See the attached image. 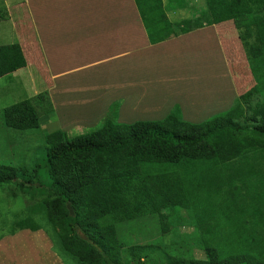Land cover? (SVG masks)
<instances>
[{
  "label": "trees",
  "instance_id": "1",
  "mask_svg": "<svg viewBox=\"0 0 264 264\" xmlns=\"http://www.w3.org/2000/svg\"><path fill=\"white\" fill-rule=\"evenodd\" d=\"M133 1L149 39L153 22L181 32L214 25L225 46L224 37L235 35L230 48L241 50L253 84L227 110L198 123L186 121L178 106L160 120L119 123L111 119L119 105L113 102L92 131L45 134L53 186L14 220L9 235L40 230L35 216L43 211L53 238L77 264H160L149 263L159 253L163 264H264V5L235 14L229 0H203L204 14L177 23L169 15L188 1ZM7 18L0 10V21ZM225 55L231 58L228 48ZM25 66L19 43L0 45V78ZM52 111L44 90L3 108L2 121L9 129H37ZM15 173L0 164V184L16 180ZM25 176L21 188L33 181ZM147 217L150 223L139 225ZM136 226L150 227L155 238L135 243ZM123 227L132 235L127 245Z\"/></svg>",
  "mask_w": 264,
  "mask_h": 264
},
{
  "label": "rangeland",
  "instance_id": "2",
  "mask_svg": "<svg viewBox=\"0 0 264 264\" xmlns=\"http://www.w3.org/2000/svg\"><path fill=\"white\" fill-rule=\"evenodd\" d=\"M36 1L38 0H0V4L8 5L12 17L17 18L19 14L22 15L28 8L32 7V2ZM46 1L48 3L49 0ZM63 1L66 3L65 0ZM86 1L91 2V0ZM185 1H188L187 6L174 9L169 15L177 23H180L182 20H189L191 16H198L206 12L203 0ZM229 1L235 14L244 13L264 5V0ZM50 2H52L53 6H60L62 3L61 0H50ZM125 2L126 0H106L108 7L112 6L111 10H116L117 6H122ZM84 3L86 4L84 0H75L73 2L76 9L83 7ZM149 8L145 6L142 10L148 12ZM5 9L4 6L0 5V10ZM81 10L83 9L77 11L81 13ZM70 12L73 13V11ZM87 15L89 18H94L91 20L96 23L95 13L89 10ZM149 16L153 15L149 14ZM75 19L72 20L76 23L74 28L81 29L77 23H81L85 19H78L77 17ZM98 20H100L99 14ZM187 22L190 23L189 21ZM153 24L154 22L152 25L149 24L151 30L148 31L153 38L148 39L150 46H145L142 42H139L136 46L129 47L134 48L139 46V50L131 53L129 57L122 59L117 57L110 62L100 61L90 65L83 73L81 71L73 73L74 75H69V77L85 76V79H88L90 83L95 85L125 83V80L130 83L122 89L110 87L107 89H97L95 92L88 93L92 96L101 94H104V96L84 110L88 118L85 120L80 118V122L83 124L77 123L78 125L74 126H65L63 124L61 128L57 129H54L53 125L50 124V126L42 125L37 129L25 131L5 127L2 121L3 108L32 97L33 90L31 87L34 86L36 89L38 86L42 87V81L44 80L38 75V71L35 73L33 70L28 71L29 79L27 78L26 80L25 68L19 69L12 77L6 76L0 78V164L14 169L17 178L8 184H0V235L8 236L9 229L14 220L25 217L30 206L35 205L38 207L45 196V190L53 186V179L45 161L47 147L44 140L45 134L61 129L66 131L70 137H73L96 129L102 124L101 121L107 114V100L111 101L114 95L123 92H130L133 95V100L137 103L138 113L136 111L132 112L121 104L115 105L117 107V119H114L113 115L111 119L119 123H134L135 121L146 119L160 120L175 106H178L182 111L183 118L186 121L198 123L227 110L232 105L234 99L253 84V79L250 78L247 65L245 64V57L243 56L241 59V55H243L241 50H238L237 47L230 48L231 43H236L235 35L230 34L224 37L225 46L222 39H220L219 29L214 25L205 24L200 28L181 32L179 26L164 25L163 27H154ZM0 26L6 27L7 25L3 22ZM181 26L183 27V25ZM6 28L9 29L8 27ZM7 29H4V31ZM78 31V35H81V30ZM41 32V35H43V38L47 42L52 40L51 30L46 28ZM8 34L9 36L12 35L9 31ZM26 34L31 36L32 31L31 33L26 31ZM88 39H86V35L83 33L76 40L77 48H81L79 45ZM1 40H6V37L1 38ZM94 40V38H91L90 43L94 42ZM96 42L98 41L96 40ZM96 48L99 53L92 52L91 55L98 53L97 56L91 57L92 60L101 58L105 60L106 57L112 54L116 55L119 52L128 50L126 46L116 43H110L106 47L107 51L103 47L97 46ZM227 48L231 58L225 55ZM235 51H238V53H235ZM241 60H243L242 64ZM128 63H131V72L130 68H128ZM22 86L26 87L23 88ZM62 110L65 111L62 112L65 116L74 113L68 107ZM140 110L142 112L146 110L147 113L144 114ZM32 174L33 181H30V183L26 182L24 188H21L18 182L28 177L25 175ZM35 219L42 224V228L36 232L29 230L17 231L16 233H20L22 236L19 240L17 238L13 240L12 254L16 255L17 249L15 247L19 248L21 246L23 250L20 251H24V254L35 256L38 252L36 264H77L69 254L62 250L60 244L53 238L51 233L53 231L50 230L49 224L43 217V211L38 212ZM141 220L138 222L139 225L146 224L145 220L147 223L151 221L148 217ZM135 228V235L138 239L141 237L139 241H134L137 244H149L156 236V233L150 234V227H147L148 231L141 230V227L137 226ZM46 229L51 233L50 237L46 233ZM123 231H125V227H123V230L121 228L119 236L126 245L130 244L129 238L132 235ZM2 238L0 237V239ZM164 245L165 242L163 245H160L161 248H165ZM176 248L179 250V246H176ZM45 249L47 251L50 249L51 251L45 254ZM24 254L21 255L22 258L27 256ZM161 254L153 256L155 261L152 260L149 263H156L157 261L163 264ZM14 258L16 257L13 256ZM22 258L20 259L21 261L23 260ZM122 264H125L124 261Z\"/></svg>",
  "mask_w": 264,
  "mask_h": 264
},
{
  "label": "crops",
  "instance_id": "3",
  "mask_svg": "<svg viewBox=\"0 0 264 264\" xmlns=\"http://www.w3.org/2000/svg\"><path fill=\"white\" fill-rule=\"evenodd\" d=\"M61 1L60 6H53L50 0L48 3L46 0L32 2V7L28 8L22 15L19 14L17 18L12 17L8 5L0 4L9 13L5 21H0V24L4 22L7 25L6 27L9 28L0 26V45L19 43L26 60V66L24 67L26 80L27 78L29 79L28 71L31 70L35 73L38 71V75L41 79L43 78L42 87L38 86L36 89L32 86L31 88L33 95L44 90L48 92L53 111L41 117L39 124L40 126H50L51 124L54 129L61 128L63 124L65 126H74L77 123L83 124L80 122V118L84 120L88 118L84 110L104 96V94L92 96L88 93L95 92L97 89H107L110 87L122 89L124 86L130 84L125 80V83H103L101 85H95L90 83L88 79H85V76L78 75L77 77H69V75H74L73 73L81 71L83 73L90 65L100 61L110 62L117 57L121 59L129 57L131 53L139 50V46L134 48L129 47L136 46L139 42H142L145 46H150L148 42L149 38L144 31L142 23L138 19V11L133 0H126L122 6H117L116 10H111L112 6L108 7L106 0H91L90 3L84 0L86 4L84 3L82 5L83 7H79L83 9L81 13L77 11L80 10L79 8L76 9L74 7L75 4L73 2L75 0H65L66 3L63 0ZM89 10L95 13L96 23L91 20L94 18H89L87 15ZM70 11H73V13ZM98 14L100 20H98ZM75 17L85 19V21L77 23L81 29L74 28L76 23L72 20H76ZM46 28L51 30L52 40L50 42H47L43 38V35H41V31ZM4 29L7 30L4 31ZM30 30L32 31V35L28 36L26 31L31 33ZM78 30H81V35L85 33L86 39L89 38L79 45L81 48H77L76 40L81 36L78 35ZM8 31L12 34L11 36H9ZM4 37H6V40H1ZM91 38L95 39L92 43H90ZM96 40L98 42L95 43ZM110 43L124 45L128 50L119 52L116 55L112 54L106 57L105 60H102L103 58L91 59L92 56H97L99 53L96 48L97 46L103 47L107 51L108 49L106 47ZM39 51L40 53H38ZM92 52L98 53L91 55ZM47 53L48 58L46 59ZM130 66L131 63H128V68H130L131 72L132 68ZM16 72L8 75V77H12ZM22 87L24 88L26 86ZM27 87L29 86L27 85ZM113 102H119V104L126 106L132 112L136 111L138 113L137 103L133 100V95L130 92L114 95L111 101L108 99L106 110ZM65 107L71 108L74 113L65 116L64 113L62 114V112H65L62 110ZM144 111L141 112L146 114L147 111ZM21 236L22 234L16 233L14 235L3 236L0 239V246H2L0 247V264L37 263L38 252L35 256L24 254V251H20L23 250L21 246L19 248L16 246V255L12 254V242L16 238L19 240ZM50 251V249L48 251L45 249L44 253L48 254ZM23 254L27 256L22 258L21 255ZM13 256L16 257L14 258L16 259L15 262H13ZM21 258L23 259L22 261L20 260Z\"/></svg>",
  "mask_w": 264,
  "mask_h": 264
},
{
  "label": "water",
  "instance_id": "4",
  "mask_svg": "<svg viewBox=\"0 0 264 264\" xmlns=\"http://www.w3.org/2000/svg\"><path fill=\"white\" fill-rule=\"evenodd\" d=\"M67 208L69 209V212H70V214H72V213H73V211H72V209H71L70 205H67Z\"/></svg>",
  "mask_w": 264,
  "mask_h": 264
}]
</instances>
